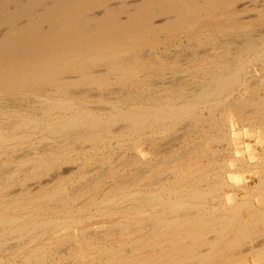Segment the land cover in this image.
Listing matches in <instances>:
<instances>
[{"label":"bare ground","instance_id":"obj_1","mask_svg":"<svg viewBox=\"0 0 264 264\" xmlns=\"http://www.w3.org/2000/svg\"><path fill=\"white\" fill-rule=\"evenodd\" d=\"M127 1L0 0V264H264V96L246 86L264 60V0ZM176 43L214 49L186 70L203 68L201 79L146 96L179 61L140 55ZM138 79L145 89L124 92ZM112 89L117 98L101 94ZM220 106L252 127L232 133ZM184 124L179 149L147 154ZM222 141L228 163L211 146Z\"/></svg>","mask_w":264,"mask_h":264},{"label":"rangeland","instance_id":"obj_2","mask_svg":"<svg viewBox=\"0 0 264 264\" xmlns=\"http://www.w3.org/2000/svg\"><path fill=\"white\" fill-rule=\"evenodd\" d=\"M127 3H131V1L130 0H128L127 1ZM238 4V3H237ZM257 3H252L251 5H250V7H252L253 5L255 6ZM241 6H240V4L236 7L237 9H239ZM255 8H252V9H249V10H244V11H242L243 13H245L246 14V12H247V14H246V16L242 13V12H240L241 14L240 15H243V17H249V15L250 16H253V15H255V10H254ZM97 12H99L98 14L99 15H102L103 13L101 12V11H97ZM251 12V13H250ZM248 13H250V14H248ZM253 13V14H252ZM242 16H241V18H243ZM261 25V26H260ZM254 26V25H253ZM256 26L258 27V28H256ZM263 25L262 24H256L255 26H254V28H255V33H254V31H253V33L254 34H257L258 33V30L259 31H261L260 29L262 28V30H263V28H264V26L262 27ZM257 31V32H256ZM219 38H222L221 36H218ZM184 41V43H187L188 42V40H183ZM183 43V44H184ZM175 46V47H174ZM174 46H171L170 47V49H160V47H159V49H152V51H151V49L150 50H148V52H147V50L145 49L144 50V53L143 54H141L140 55V58H145L146 59V57H147V55L149 56V57H147V58H149L150 60H154V59H156L157 57L159 58H163V59H165V58H169L168 60H169V62H176V63H178V61H179V64L175 67V69H176V72H174L175 74L176 73H178L177 74V76H175L176 78H174V76H171V74L172 73H170V71L171 70H167V69H165L164 71L165 72H163L161 75H163V76H160V77H152V79H150L151 80V83H153V82H156V83H154V85H151L150 86V89H152V90H150V91H148L147 92V94H146V96H148V95H150V94H155V90L157 89V88H160V83L159 82H163L164 81V83H165V81L167 82L166 84H171L172 82L174 83L175 81H178L179 82V80H181L180 82H179V84L178 85H187L188 86V84H190L189 86H191L192 84H196L198 81H199V78L201 79V77H202V74L201 73H199L202 69L201 68H199L197 71V73H190V74H192V75H190V76H192L191 78H190V76H188L189 74L187 73L188 71H186V70H190V72H193L194 71V69H195V67L197 66V63H192V66L190 65L191 64V62H192V58H194V57H196V56H201V55H213V53H214V49H210V47H208V45H206V44H204L203 46H200V47H197V46H194V45H192V46H188V47H184V48H181L180 46H179V44L178 43H176ZM177 46H178V48H177ZM189 47L191 48V49H189ZM193 47V48H192ZM206 47L208 48V49H206ZM172 48V49H171ZM155 50V51H154ZM156 50H158V51H156ZM204 50V51H203ZM216 51H218L219 49H215ZM150 51V52H149ZM154 51V52H153ZM162 51V52H161ZM167 51V52H166ZM165 52V53H164ZM172 52H174V53H172ZM200 52V53H199ZM202 52H203V54H202ZM213 52V53H212ZM150 53H152V54H149ZM153 53H154V55H153ZM164 53V54H163ZM220 53H221V51H220ZM162 54V55H161ZM180 55V56H179ZM191 55V56H190ZM171 58H170V57ZM177 57V58H173V57ZM172 59V60H171ZM179 59V60H178ZM181 60V61H180ZM174 62V63H175ZM181 62V63H180ZM175 63V64H176ZM262 63V64H261ZM190 65V66H189ZM187 67V68H186ZM192 67V69H190ZM182 69V70H181ZM185 70V71H184ZM200 70V71H199ZM168 71V72H167ZM179 71L181 72V73H183V74H181V73H179ZM184 71V72H183ZM164 73H166L167 75H168V73L170 74V76H169V78H168V76L166 75V74H164ZM173 73V74H174ZM199 73V74H198ZM145 73H142L140 76L141 77H143V75H144ZM180 75H181V78H180ZM198 75V76H197ZM248 75H249V77H248ZM184 76H186V77H184ZM196 76V77H195ZM161 77H165L164 78V80H163V78H161ZM247 79L246 80H248V81H246V83H247V87H255L256 89V91H257V95H260V97L261 96H264V60H255V62L254 63H252V65L250 66V68H249V70H248V74H247ZM179 78V79H178ZM194 78H196V79H194ZM173 79V80H172ZM195 81H194V80ZM170 81V82H169ZM190 81V82H189ZM194 81V82H193ZM250 81V82H249ZM145 83H146V81H145ZM145 83L142 81V80H140V79H138V81L137 82H134V83H131V87L129 86V87H127L126 89L125 88H123L124 89V92L126 91V93L129 91V90H132V91H135V90H139L140 88L141 89H145ZM163 83V84H164ZM172 83V84H173ZM137 84V85H136ZM144 84V86H142ZM171 84V85H172ZM136 85V86H135ZM139 85V86H138ZM193 85V86H194ZM254 85V86H253ZM154 87H155V89H154ZM84 88V90H85V92H87V94H89V97L91 98V97H98V95L100 94L99 92L100 91H96V90H91V89H87L86 90V87H83ZM246 89V87L245 86H243L242 87V89H240L237 93L235 92L234 94H233V96L230 98V100H229V102H233L234 101V99H235V94H240L241 93V95H246V94H248V90L246 91L245 89ZM154 89V90H153ZM91 90V91H90ZM246 91V92H245ZM91 92H93V94H91ZM95 92V93H94ZM98 93V94H97ZM243 93V94H242ZM102 95H103V97L104 98H106V99H114V98H117L118 97V94H119V92L118 91H114L113 89L112 90H110V92L109 91H103L102 93H101ZM116 94V95H115ZM113 97V98H110V97ZM237 97V96H236ZM4 100V102L5 101H7V102H5V103H7V104H12L13 102H15V101H12L10 98H6V99H3ZM10 100V101H9ZM20 104H22V105H27L26 103H24V101L23 102H19ZM1 104H3V102L1 103ZM224 106H226V105H224ZM224 106H220L221 108H222V111H223V109H224V111L226 112V113H228V114H230V116H231V120H232V122H233V124H234V128L232 127L231 129H230V131L233 133V132H237V130L239 129V128H245L244 130H246V129H248V128H250V127H252L250 124L248 125V124H245L244 126H242L243 124H241V123H236V122H238V120H237V117L235 116V114H234V112L230 109V108H225ZM218 108L219 110L221 109V108ZM226 109V110H225ZM206 111H204V114H208V112H206ZM234 114V115H233ZM235 118H236V120H235ZM236 124H235V123ZM245 123V122H244ZM239 124H240V126H239ZM178 128V129H177ZM176 129H175V131L176 130H178V132L176 131H174L173 133H171L170 135L168 134V135H166L165 136V138L164 137H161V138H157V140H156V142H155V144H154V147H153V149L151 150H148V147H146L145 145H144V147H143V149L145 150V151H149L147 154H149L150 155V157L151 156H153V152H156L157 151V153H158V151H159V153H161L160 155H167L169 152H170V150L171 151H173L174 149H179V146H180V144H181V142H182V139H183V137H182V135L184 134V133H186V128H188V125L186 126L185 124L184 125H180V127H177ZM234 129V130H233ZM180 133V134H179ZM183 133V134H182ZM176 134V135H175ZM178 134V135H177ZM231 134V133H230ZM245 134V133H244ZM244 134H240V135H238L239 136V138H241L244 142H248L249 144H250V146H249V148L248 149H250V147L252 148V151L251 150H248V153H250V156L252 155V152H253V150H254V154L255 153H262V150H261V148H262V144L261 143H253L252 144V140L247 136V135H244ZM258 134H259V132H258ZM174 135V136H173ZM173 137V138H172ZM179 137V138H178ZM167 138V139H166ZM174 142H173V141ZM178 140H179V142H178ZM166 142V143H165ZM178 142V143H177ZM216 143V142H215ZM29 144H32L31 146L29 145ZM37 143H24L23 145H20V146H18V147H14V155L13 156H15L14 157V159L15 160H18L20 157H24L26 154H28V151H32V150H35L36 149V147L37 148H43L42 146H45L44 144H48V145H50L51 144V142L50 141H43V143L41 144V145H36ZM26 145V146H25ZM29 145V146H28ZM47 145V146H48ZM115 145V144H114ZM113 145V146H114ZM214 145V146H213ZM226 145H227V147H228V144L225 142V141H222V142H219V143H216V144H211V146H213L214 148L216 147L217 149H220V153L219 152H217L216 154H215V159L217 160V161H219V162H229L232 158H233V155H231L232 153H233V148L231 147V146H229L228 148L226 147ZM168 146H170L168 149H167V147ZM173 146H175V147H173ZM28 147V148H27ZM46 147V146H45ZM146 147V148H145ZM155 147H157V148H155ZM159 147V148H158ZM163 148V149H162ZM222 148V149H221ZM155 150V151H154ZM244 149H240V151H241V156L243 155V157H244V159L248 162V163H253L254 162V160L256 161V159L252 156V158L250 157V158H248L249 156H247L248 155V153H247V151L246 150H244ZM122 151H124V149H122ZM169 151V152H168ZM251 151V152H250ZM29 152V153H30ZM133 152L134 151H129V150H127V152H126V154L127 155H129V154H133ZM164 152V153H163ZM167 152V153H166ZM239 155V153L238 154H236L235 156H238ZM231 156V157H230ZM224 159V160H223ZM222 160V161H221ZM71 165H69V164H63V165H61L59 168H57V169H55V170H53L52 172H50V173H52V174H48L47 176H44L42 179H41V181H42V184H48V183H51V181H52V179H51V177H50V175L51 176H53V175H55L56 173H55V171H57V172H61L63 169H65V171H66V169L68 170V167L69 168H71V167H75V163H70ZM71 166V167H70ZM94 166V165H93ZM217 167H219V166H217ZM238 167V166H237ZM237 167H236V165L234 164H232V165H230L227 169L228 170H230V171H234L235 170V168L237 169ZM217 169H220V168H217ZM226 169V168H225ZM54 172V173H53ZM63 172H64V170H63ZM89 172H91V171H89ZM62 173V172H61ZM234 174V172L233 173H229L228 172V174L226 173V175H225V179H227L228 180V178L230 177V175H233ZM92 176V175H91ZM91 176H89V177H91ZM48 177V178H47ZM245 178L244 179H246L247 178V176H244ZM48 179V180H47ZM27 184L29 185V186H31V189L34 191V190H36V188L37 187H35V185H37V183H35L34 181H29V182H27ZM17 187V188H16ZM18 186L16 185L14 188H12V189H16L17 191H18ZM12 189H11V192H10V190H8L7 192L8 193H10V194H13V192H15V191H12ZM228 197H229V195H227ZM206 201H208V202H210V199H209V197H207V200ZM209 204V203H208ZM10 245L9 244H7L5 247L7 248V247H9ZM18 260V259H17ZM24 264V263H23Z\"/></svg>","mask_w":264,"mask_h":264}]
</instances>
